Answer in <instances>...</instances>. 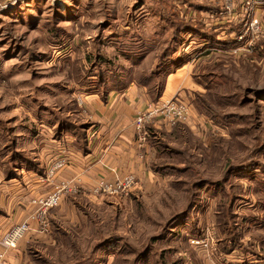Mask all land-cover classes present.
<instances>
[{"label":"rangeland","instance_id":"374dc122","mask_svg":"<svg viewBox=\"0 0 264 264\" xmlns=\"http://www.w3.org/2000/svg\"><path fill=\"white\" fill-rule=\"evenodd\" d=\"M180 25L187 28L176 39ZM169 47L176 56L160 59ZM160 61L165 74L153 86L155 97L163 93L153 102L135 75H153ZM208 72L211 81H195ZM122 81L137 96L131 126L149 151L148 126L167 137L177 123H146L143 135L139 113L168 99L187 104L191 119L178 123L191 134L169 145L187 147L178 165L194 170L155 172L143 187L132 173L92 182L75 180L80 171L62 173L86 152L84 141L57 137L53 112L84 121L90 143L95 100ZM177 81L223 97L236 134L208 124L192 92L170 96ZM12 155L22 166L10 170ZM126 175L135 184L99 188ZM56 185L66 186L61 200L42 207L38 200ZM0 211V254L13 264H72L90 255L103 264H264V0H0ZM23 224L27 233L7 249L1 241ZM55 225L75 239L56 240Z\"/></svg>","mask_w":264,"mask_h":264},{"label":"crops","instance_id":"0c3cea01","mask_svg":"<svg viewBox=\"0 0 264 264\" xmlns=\"http://www.w3.org/2000/svg\"><path fill=\"white\" fill-rule=\"evenodd\" d=\"M185 86L187 85L177 81L171 91H169V94H172L170 96H173L179 90H183V88L186 93L188 92V95L195 90V87H190L187 90L188 88H185ZM128 88H132V86ZM165 93L163 96L168 95V93ZM130 94L131 91H127L126 88L121 93L113 90L109 94L108 99L104 101L95 100L98 103L95 107L98 113H95L94 116L92 115V123L95 124L92 130L94 139L92 137L89 144V147L94 144L95 148L92 149L91 147V150L85 155L76 152L75 161L72 160L70 167L62 171L63 174L65 173L66 176L70 177L80 171L82 176L79 174L75 177V180L79 177L80 181L88 180L92 182L101 177L112 180L115 179L116 174L122 176L123 174L132 173L139 180L138 185L140 184L142 187L146 185V181L151 180L150 178L155 174L150 168V157L153 151L152 149L149 151L145 145V148L143 145L141 147L139 136L132 129V118H135V115L133 114L134 111H131L132 107L130 105L131 103L133 104V99H135L136 103L137 96L131 98ZM125 96L128 99L125 100ZM139 97L141 98V103H145L144 98L146 99V97L142 92H140ZM137 105L133 107L135 112L140 110H137ZM144 182L145 184H143ZM15 262L17 264V260Z\"/></svg>","mask_w":264,"mask_h":264},{"label":"trees","instance_id":"16d2710c","mask_svg":"<svg viewBox=\"0 0 264 264\" xmlns=\"http://www.w3.org/2000/svg\"><path fill=\"white\" fill-rule=\"evenodd\" d=\"M187 27H181L180 25V29H178L177 31V35L175 36L176 39H179L180 36V32L185 30ZM170 52L171 53H167L163 56H161L160 59L164 60V59H168L171 58V60L174 58V56H176V52H177V47H169ZM182 61V60H181ZM180 61V63H181ZM186 63V62H182V65ZM158 67H156V70L153 71V75H142L139 74L135 75V78L139 80L138 85L144 87L146 89V93L148 95V100L156 102L157 100L160 99V97L162 96L163 90L161 89L160 92H158V95L155 97L154 94V86H153V81L155 80V77H157L156 75L162 76L160 75V73H164L163 70H161V66H162V61H160L157 65ZM158 72V74H157ZM211 72L202 74L203 76H199L197 74H194V79L197 82H201V78L204 77L207 74H210ZM166 76V75H164ZM210 76H205L202 80V82H206V81H211L212 79L209 78ZM124 81L120 82V83H116L115 85L113 84L111 87H105L104 92H103V99L106 100V95L109 93V91H113V90H123L125 88L126 85H124L123 83ZM214 82V81H213ZM164 89V88H163ZM211 89V88H210ZM213 91V90H212ZM212 91L210 90L209 93L210 94H203L199 91H191L193 93V95L195 97H191L190 101L192 103V105L194 106V108L196 109V112H198L200 115H202L203 117L206 118V121H210L211 124L213 126H215L213 123L215 124H219L223 127H225L226 129H228L229 134L235 135L236 131L234 130V128L232 129V124H233V120H234V114L231 113V111H225L226 109H224V105L222 106V98L216 99V96L212 95ZM53 116L56 118V120L54 122H56L55 125V130H56V134L57 137H76V139L81 142L80 146L83 147V141H84V152H88L89 149V141H87L86 137V131L85 128H87L88 125H85L86 123H84V121L82 120H76L79 122H76L74 119H72L70 117V114L65 113V111H54L53 112ZM149 128V132H148V143L150 144L151 149L155 152V156L154 158H152L151 162H150V168L154 171V172H159L161 174L167 175L169 173L172 172H178V173H182V172H187L189 170H194L193 167L189 164L187 165V167H180L178 165V163L180 162L179 160H177L176 156H182L186 154V148L187 147H183L184 149H182V147L180 146H176L178 139H180V141H184L186 138L185 136L188 137V134L190 133V128L188 126H186L183 123H177L175 126H173L172 128V132L166 135H168L167 137L163 136H157V131H156V127H153L152 125L148 126ZM151 129V130H150ZM163 133V132H162ZM189 142H187L188 144ZM169 144H176L175 146L173 145V147H171V145ZM182 144V143H181ZM11 147L14 146V142H12ZM185 145V144H183ZM79 146V147H80ZM77 149V148H76ZM82 149V148H81ZM194 154V153H193ZM22 160H25L26 164L30 165L31 168L33 166V162L30 159L28 154H25V157H21ZM10 160L7 164L8 168L10 170H12L13 167L15 166H22V163H19L20 161H18V157L15 155L13 157L8 159ZM188 161H190L192 163V159H189ZM39 170V169H37ZM35 170V171H37ZM13 173V172H12ZM175 174V173H172ZM179 176V175H178ZM172 185H176L177 184V180L174 178V180L171 181ZM78 195V194H77ZM75 195V196H77ZM82 193L80 192L79 195L77 197H81ZM73 200H77L74 196H71ZM234 206V203H232V207ZM55 208V207H54ZM0 213H2V211H0ZM232 214V213H231ZM53 223H55V220H52ZM89 221H91V219L89 218ZM58 226H54L53 227V237L56 238V240H58L60 242L61 240H67L68 238L71 239H75L74 235H69L66 231H64L63 229L60 230V228L58 229ZM82 227L79 226V230H81ZM109 243V240H108ZM103 244H99L96 247V251L101 250V246ZM146 250V249H145ZM72 264H103L102 262L98 261L96 256L94 255H90L88 257H82L78 260L73 259Z\"/></svg>","mask_w":264,"mask_h":264},{"label":"built area","instance_id":"2783aa9c","mask_svg":"<svg viewBox=\"0 0 264 264\" xmlns=\"http://www.w3.org/2000/svg\"><path fill=\"white\" fill-rule=\"evenodd\" d=\"M191 119V111L187 104H180L176 102V99H168L166 101H161L157 104L151 103L149 109L145 112H140L135 120V126L140 131L143 132V135L147 134L146 123L152 122L156 125L158 122L164 123L167 125H175L178 122H188ZM145 128V130H144ZM100 187L101 189H109L114 187L115 189L126 188L133 183L135 184L136 179L134 175H126L120 180L114 182L115 184L109 183L105 180H101ZM66 186L65 185H56L53 191L45 197H42L38 200L39 204L42 207H54L56 206L61 197L64 195ZM97 189L96 191H98ZM29 227L27 224L18 226L12 232H10L1 243L7 248H15L19 240L27 233ZM0 264H13L6 257V253L0 254Z\"/></svg>","mask_w":264,"mask_h":264}]
</instances>
